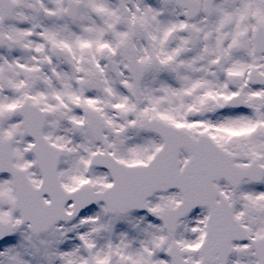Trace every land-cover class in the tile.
<instances>
[{
    "label": "snow or ice",
    "instance_id": "snow-or-ice-1",
    "mask_svg": "<svg viewBox=\"0 0 264 264\" xmlns=\"http://www.w3.org/2000/svg\"><path fill=\"white\" fill-rule=\"evenodd\" d=\"M0 264H264V0H0Z\"/></svg>",
    "mask_w": 264,
    "mask_h": 264
}]
</instances>
